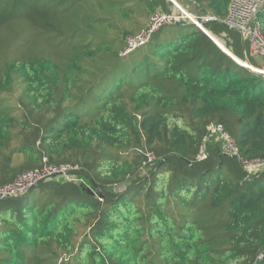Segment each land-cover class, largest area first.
<instances>
[{"label":"trees","instance_id":"trees-1","mask_svg":"<svg viewBox=\"0 0 264 264\" xmlns=\"http://www.w3.org/2000/svg\"><path fill=\"white\" fill-rule=\"evenodd\" d=\"M176 1L215 17L203 29L232 56L186 20L170 27L188 33L154 40L165 26L121 57L151 15L175 11L169 0H0V185L45 158L82 179L0 199V264L264 256V172L241 164L264 159V77L237 61L241 37L223 23L233 0ZM258 21L264 36V7Z\"/></svg>","mask_w":264,"mask_h":264},{"label":"built area","instance_id":"built-area-1","mask_svg":"<svg viewBox=\"0 0 264 264\" xmlns=\"http://www.w3.org/2000/svg\"><path fill=\"white\" fill-rule=\"evenodd\" d=\"M174 3V0H169ZM176 1V0H175ZM179 4V3H178ZM179 11L174 12H155L150 16L147 27L136 35H130L126 38L125 47L120 53L121 57H126L131 53L137 51L141 47L150 43L156 32L165 26L181 23L183 21H190L198 27L203 28V22L216 21L215 17H199L196 18L180 9L174 3ZM264 7V0H233L229 15L223 21L225 26L232 31L237 32L242 38L244 44L245 60H237L241 65L248 68L255 74L264 77V36L258 21V15ZM178 13V14H177ZM201 20V21H200ZM248 46V49L247 47ZM248 50V51H247ZM253 60L259 62L252 63ZM208 130L212 133H220L223 140V150L225 155L239 157L238 147L235 140L224 131L222 126L211 125ZM206 140V139H205ZM154 155H149V161L154 160ZM207 158L205 148L200 151L199 159ZM241 164L248 175H256L264 172V159L254 161H241ZM80 167L74 164L55 165L48 163L44 159V165L41 168L27 171L11 183L0 185V199L20 198L30 192L41 182L52 179H64L66 182H82L79 178ZM264 259L263 255L257 258L254 264H260Z\"/></svg>","mask_w":264,"mask_h":264},{"label":"rangeland","instance_id":"rangeland-1","mask_svg":"<svg viewBox=\"0 0 264 264\" xmlns=\"http://www.w3.org/2000/svg\"><path fill=\"white\" fill-rule=\"evenodd\" d=\"M171 2V1H170ZM173 3V2H172ZM174 3L176 4V5H178L179 7H180V9H182L183 11H185L186 12V10L183 8V6L182 5H180V4H178V2L177 1H175L174 0ZM174 3H173V5H174ZM189 4H192V3H189ZM193 6V5H192ZM174 7H175V5H174ZM173 10H175V11H179V9L177 10V8L175 7ZM187 13V12H186ZM178 14V13H177ZM171 25H168L167 27H165L164 28V30L162 31V32H160L157 36H155V38H154V40H158V39H161V38H163L164 36H168L169 37V39H171V38H174L173 40H175V39H177L178 37H180L181 35H183V34H185V33H188V31H189V27H187L186 25H183V26H181V27H178V28H175V29H173L172 27H170ZM200 28V27H199ZM202 29V28H201ZM240 41H241V46H242V48H243V41H242V38L240 39ZM150 44H148L147 46H145V47H141V51H143V50H145V49H147L148 48V46H149ZM247 47V49H248V46H246ZM244 49V48H243ZM139 50V49H138ZM248 51V50H247ZM136 52V51H135ZM134 53V52H133ZM132 54V53H131ZM245 54V53H244ZM246 57V56H245ZM250 60H251V62L252 63H254V60L252 59V58H250Z\"/></svg>","mask_w":264,"mask_h":264},{"label":"crops","instance_id":"crops-1","mask_svg":"<svg viewBox=\"0 0 264 264\" xmlns=\"http://www.w3.org/2000/svg\"><path fill=\"white\" fill-rule=\"evenodd\" d=\"M179 3V2H178ZM183 3V8L189 13L191 14L192 16L196 17V18H199V17H202L204 15L201 14V11L199 8H197L192 2H189V3H192V4H189L188 2L186 1H182ZM180 4V3H179ZM181 5V4H180ZM193 5V6H192ZM243 48H244V44H243ZM255 62H259V60H254V63Z\"/></svg>","mask_w":264,"mask_h":264},{"label":"water","instance_id":"water-1","mask_svg":"<svg viewBox=\"0 0 264 264\" xmlns=\"http://www.w3.org/2000/svg\"><path fill=\"white\" fill-rule=\"evenodd\" d=\"M200 28H202V27H200ZM202 30L206 33V34H208L211 38H212V40L227 54V55H230V56H232L231 55V53L221 44V42H219L218 40H216L213 36H211L209 33H207L203 28H202ZM34 190V188H32L31 190H30V192H32Z\"/></svg>","mask_w":264,"mask_h":264}]
</instances>
